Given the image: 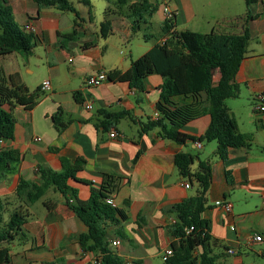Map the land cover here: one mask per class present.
I'll return each mask as SVG.
<instances>
[{"label":"crops","instance_id":"0c3cea01","mask_svg":"<svg viewBox=\"0 0 264 264\" xmlns=\"http://www.w3.org/2000/svg\"><path fill=\"white\" fill-rule=\"evenodd\" d=\"M69 1L80 19L74 13L54 8L39 10L32 0H9L16 23L23 30L29 24L35 28L36 46L29 56L17 53L1 56L0 65L7 75L18 74L31 92L42 89L45 81H50L51 90L43 91L39 104L32 110L14 108V139L3 142L2 147L18 150L21 159L15 171L0 182V200L10 198L4 221H8L13 209L27 204L25 198L23 202L13 199L22 179L38 184L39 168L59 172L62 159L70 163L83 159L86 164L77 173V180L68 181L77 189L82 202L90 197L87 183L100 187L104 174L110 173L124 178L112 199L118 209L126 211L127 220L116 214L121 225L108 220L104 225L99 224L100 229H105L112 252L124 264H164L165 252L174 239L168 230L173 217L163 210L195 196L198 190L196 183L185 187L187 181L175 165L176 155L184 152L199 157L192 166L193 172L198 171L200 160L211 163L213 181L202 217L209 222L213 239L221 245L213 248L215 254H221L217 264H264V242H253L257 235L264 238V113L255 111L256 99L264 93V0H172L170 3L176 12L175 31L223 35L248 32L250 36L247 54L235 77L239 95L225 102L247 143L230 149L225 159L217 155L216 142L200 143L201 148L193 141L179 145L163 139L158 129L140 136L142 123L156 119L164 81L161 76L147 77L140 93L130 89L127 83L108 79L100 87L86 85L90 76L128 71L133 61L159 42L165 22L163 0H156L158 9L143 26L157 30L156 41L151 44L149 35L148 39L143 37L145 44L140 46L139 55L134 54L132 46L128 57L122 47L138 33H133L127 19L118 13L107 17L106 1L90 0V6L81 0ZM106 19L111 21L113 30L104 39L101 24ZM74 28L77 36L61 41L59 34L70 33ZM219 79L220 74L215 71L213 82L216 84ZM174 101L186 104L192 99L176 97ZM89 103L91 110L85 107ZM102 110L111 114L129 112L132 119L112 121L105 130L101 126ZM56 122L64 126L61 132ZM210 122L211 117L205 115L187 124L183 133L200 138ZM112 132L117 134L116 138H111ZM217 202L231 204L232 210L227 212ZM46 203L54 204L55 208L49 210ZM27 206L30 216L23 228L25 237L8 244L9 264H94L98 252H83L80 246V238L89 233L88 228L60 193L51 189L41 200ZM139 218L144 223L142 226L138 225ZM114 242L119 244L114 246Z\"/></svg>","mask_w":264,"mask_h":264},{"label":"trees","instance_id":"16d2710c","mask_svg":"<svg viewBox=\"0 0 264 264\" xmlns=\"http://www.w3.org/2000/svg\"><path fill=\"white\" fill-rule=\"evenodd\" d=\"M39 10L54 8L61 12H71L80 16L69 0H32ZM108 3L106 16L118 13L131 24L133 33L143 30V26L153 17L158 9L156 0H105ZM90 6V0H81ZM175 19L165 21L161 27V38L157 39L154 47L142 57L132 62L126 72L112 71L107 75L108 80L115 83H127L130 89L140 93L144 90V80L151 75L163 78L160 97L156 105L159 115L154 120L142 123L140 136L158 129L161 137L167 141L184 145L188 141L195 143L216 142L217 155L225 159L230 149L243 147L247 137L238 132L237 123L231 116L226 101L237 98L239 87L235 77L244 60L250 41L248 32L243 35H223L217 33L200 34L191 31H175ZM78 26V23H75ZM112 23L106 19L101 24V37L107 39L112 34ZM77 36L74 28L70 33L59 34L61 41H70ZM152 38L151 36H149ZM147 38V35H144ZM148 39V38H147ZM162 40H166L161 44ZM36 46L33 33L23 30L14 20L13 9L9 0H0V57L7 53H17L29 56ZM218 71L219 81L213 82V73ZM43 96L42 89L30 91L21 81L18 74L7 75L0 65V143L14 139L16 118L14 108L24 110L34 109ZM81 102L79 94L75 95ZM176 97L192 99L191 103L178 104ZM101 126L107 130L112 121L130 118L129 112L111 114L102 110ZM205 115L211 117V122L204 135L192 138L183 133V128L190 122ZM57 120V118H55ZM59 132L63 125L56 122ZM21 154L18 150L0 148V182L12 174ZM138 159V156L136 160ZM198 156L189 153H179L175 157V165L183 179L190 185L196 183L198 190L195 196L184 202L165 208L163 212L172 216L175 223L168 226L171 237L172 255L164 264H217L221 254H215L213 248H221L214 240L209 222L202 215L206 210V195L213 181L211 163L199 161L198 171L193 172L192 166ZM135 160V162H136ZM83 159L70 163L62 159V169L55 172L48 167H41L37 171L40 182L34 183L22 179L13 196L15 201L26 199V206L20 205L13 209L8 221L3 215L10 198L0 200V264L10 263V249L8 244L18 237L24 238V226L30 216L28 206L41 200L49 190L60 193L68 207L87 226L89 233L80 238L83 252L97 251L100 264H124L117 257L106 240L105 229L99 224L108 220L111 224L121 225V220H127L125 210L114 208L107 203L120 190L124 178L114 173L104 174L100 187L92 183L90 197L86 202L78 199L77 189L68 183L70 179L77 180V173L85 167ZM23 202V201H22ZM50 210L54 204H45ZM129 207V201L125 202ZM144 224L139 218L138 225ZM193 228L188 233V230ZM121 237L124 233L118 230ZM93 241V244H90Z\"/></svg>","mask_w":264,"mask_h":264},{"label":"built area","instance_id":"2783aa9c","mask_svg":"<svg viewBox=\"0 0 264 264\" xmlns=\"http://www.w3.org/2000/svg\"><path fill=\"white\" fill-rule=\"evenodd\" d=\"M172 2V0H163V10H164V13H165V21H172L176 18V12L171 9L170 7V3ZM25 31L29 32V33H35L36 30L35 28L32 26V25H26L25 26ZM166 40H162L161 41V44H163ZM107 74L102 72V73H99V74H96V75H93V76H90L87 78L86 80V85L89 86V87H100L104 82L107 81ZM51 90V84H50V81H45L42 85V91H50ZM86 109L87 110H91L92 109V104L89 103V104H86ZM255 111L258 112V113H264V93L263 94H260L257 99H256V103H255ZM159 115L158 113L156 114V118H158ZM111 138H116L117 137V134L115 132H112L110 134ZM37 142H40L41 140L40 139H37L36 140ZM196 146L198 148H201V145L199 143H196ZM2 147V143H0V148ZM185 187L186 188H189L190 187V184L188 182H186L185 184ZM107 203L116 208V203L114 201V199L110 198L107 200ZM218 206H222L224 207V209L227 211V212H230L232 210V205L227 203V204H222L221 202H217L216 203ZM172 223H175V221L173 220ZM193 228H190V230H188V233L190 231H192ZM253 242L255 243H263L264 242V238L261 236V235H257L253 238ZM119 243L118 242H114L113 245L114 246H117ZM229 253H233L232 250L229 251ZM172 255V249L170 248L169 250H167L165 252V255H164V261L167 260V258H169L170 256ZM94 264H100V259H96L94 261Z\"/></svg>","mask_w":264,"mask_h":264},{"label":"rangeland","instance_id":"374dc122","mask_svg":"<svg viewBox=\"0 0 264 264\" xmlns=\"http://www.w3.org/2000/svg\"><path fill=\"white\" fill-rule=\"evenodd\" d=\"M101 2H105V0H100ZM144 35H149V36H153L151 38V40H149V43H154L156 41V37H157V30L154 28H150V29H143L142 31L138 32V35L136 37H134L132 40H130V43L125 47H122V51L127 55V57L129 56V52L128 49L132 46H134L135 48V55H139L138 53H140V46L145 44L144 42Z\"/></svg>","mask_w":264,"mask_h":264}]
</instances>
